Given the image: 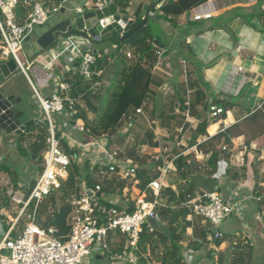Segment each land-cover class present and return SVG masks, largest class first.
<instances>
[{"label": "crops", "instance_id": "obj_1", "mask_svg": "<svg viewBox=\"0 0 264 264\" xmlns=\"http://www.w3.org/2000/svg\"><path fill=\"white\" fill-rule=\"evenodd\" d=\"M47 1L54 2V0ZM58 1L62 4V8L50 15L43 25L36 26L25 40L28 49L26 55L32 61L29 69L33 66L36 67L35 72L33 71L32 73L36 81H33L30 75L28 76V74L21 71L10 80L13 84L10 92L15 96H20L21 101L19 104L22 107L31 109L34 115L36 111H39V109L41 111L42 109L35 91L34 94H29L28 88L31 87L30 84L34 86L38 93L46 96L52 92L55 86V75L67 80L69 83L77 82L78 75H76L74 68L77 55L73 50L60 54H58V51L52 50L49 51L50 56L44 52L39 53L41 49L37 44L38 37L60 19L74 13V7L83 2V0ZM154 2L156 0H133L132 8H130L129 12L126 11V15L138 21L139 18H135L133 14L136 6L141 5L142 17L145 15L146 6L148 4L152 6ZM255 2L256 0H205L196 8L193 7L186 10L176 18L169 17L162 20L165 27L168 26L167 31L161 35L166 43H157L155 45L158 49L163 50L162 54L166 50L168 51V56L174 57L173 59L177 61L176 67L170 64V70H172L173 74L167 81H169V84L171 81H176L180 68L179 63H181L182 59L191 66L193 75L190 74L188 83H185L187 108L181 112L182 122L180 126L170 129L166 125L162 128V131H160L161 128H157L155 133H160V138H167L170 133H173L174 142L172 144L175 145L176 150L188 155L187 162L190 163L191 175H208L213 181V188L210 190H217L223 201L232 205L233 210L217 226L221 236L215 239L210 237L212 234L211 225L189 212L184 217L186 220L183 218L184 222H188L185 227V233L174 240L171 237L169 221L171 211L175 206L167 204L165 202L167 198H164L160 203L163 206L157 212L158 219L163 222L169 233L166 234L155 230V250H153L151 244L144 243L145 238L144 234H142L144 229H142L140 233L141 242L138 243V264H217L218 252L229 242H238L250 246L252 264L264 259V131L251 134L249 130L247 131L242 127L245 122L252 123L264 113V110L259 106L264 100V33L260 31L261 28H264V16H260L256 20V28L238 18L226 22L222 28H209L224 11L236 6L252 5ZM20 3L22 5V0H20ZM18 7L21 9L26 8L24 5ZM190 11L210 12L211 18L192 21L186 18L187 13ZM221 19H218V23L222 22ZM198 24L199 26L193 27ZM169 26L172 27L169 28ZM75 39L79 40V38H72V40ZM87 44L89 46L83 48L96 49L97 51L104 50V52L112 51L117 45L115 43H109V45L103 43V46H101L102 43L94 45L91 42ZM160 44L163 47H159ZM1 52L2 39L0 36V60L9 58L4 57ZM126 52L131 53V50L126 49L125 54L122 52L123 56H126ZM179 55H191L193 58L188 56L185 59L182 56L179 60ZM45 57L49 58L45 61ZM126 58L129 57L126 56ZM188 59L191 60L190 63L187 61ZM168 60L170 62V58ZM113 62L114 60L109 62L103 72H101V85L103 83L107 84L108 72L113 69ZM161 65L162 63L158 62V60L153 64L152 76L157 69L162 70ZM157 78L153 77V81L150 84V90L154 95L156 88L157 90L164 88V85L155 84V80L159 81ZM81 83L79 85L73 84L72 88H74V91L78 92L82 86L87 84L84 81ZM166 83L168 84V82ZM175 85L176 87L178 86L176 83ZM199 87L203 90V96H200L197 100L195 89ZM90 93H78V97L84 103L89 118L97 111ZM213 98L231 101L233 105L230 109H224V115L220 114L217 117H210L209 104H217L213 101ZM29 101L32 105L27 103ZM248 109L256 110V117L251 118L253 112L250 111L248 113ZM176 110L177 108H175ZM164 112L162 113L163 117H168L167 112ZM185 113H188V116H185ZM65 114L53 116L54 121L61 128L63 119L66 117ZM35 117L37 116L35 115ZM202 124H204L203 132L197 133L199 126ZM230 125H233L230 130V142L219 146L220 137L215 134ZM35 126L31 130L25 131L23 137L15 133L8 134L0 131V151L3 146L7 147L9 145L8 147H16L18 150L22 149L23 153L26 150L34 152L35 149L32 148L31 141L27 139L33 131L37 132ZM61 131L63 132L61 138H64L70 146H73V143L69 140L70 135L80 141V138L74 135L77 129L70 127L66 130L61 129ZM192 135L195 136L193 142H191ZM156 139L158 140L159 137H156ZM151 147L153 148V146ZM164 147L167 150L161 152L163 161L158 166L160 169L157 170L159 181L162 184L161 187L168 186L169 182H172L171 188L174 190L176 198L180 200V204L185 202L187 194H192L193 191L209 190L201 186H193L190 191L186 192L188 178L181 179L176 177L174 166L171 163V148H169V145L166 144L162 148L160 145L156 146L155 150H162ZM19 156L21 158L19 161L16 158L9 159L10 163L5 166L6 168L3 171L10 170L13 166L21 163L24 155L21 153ZM33 157H36L35 152ZM0 159H4L3 153L2 155L0 154ZM163 168L165 169L164 172L161 171ZM0 173H2L1 169ZM104 175L105 173H100L99 177L96 178V182L101 183ZM111 175L113 174H108L109 177ZM14 179L16 185L23 183L21 182L22 178L16 180L17 178L15 177ZM30 182L32 180L28 183ZM138 182L139 178L137 177L136 182L133 179L124 180L121 194L98 192V195L102 202H107L110 206H114L119 210L129 211L134 205V199L139 194H146V190H141L138 187ZM2 210L3 208L0 209V213H2ZM123 236L126 237V235ZM216 240H221V242L216 244ZM117 242L120 245L115 247L110 245L111 248H109V243L106 240L107 249L111 251L108 257L105 253L95 250L94 258L100 260L106 258L107 260L104 264H134L124 259L121 261L111 260L110 256L113 253L124 250L127 245V238L123 243H121V238H118ZM173 242L177 247L174 254L171 255L170 249ZM195 242L198 243L197 246H191L190 243Z\"/></svg>", "mask_w": 264, "mask_h": 264}, {"label": "built area", "instance_id": "obj_2", "mask_svg": "<svg viewBox=\"0 0 264 264\" xmlns=\"http://www.w3.org/2000/svg\"><path fill=\"white\" fill-rule=\"evenodd\" d=\"M111 0H83L80 5L74 7V14L81 15L87 10L101 8ZM19 0H0V36H2V52L4 57H13L17 67L27 74L26 69L32 64L28 58L21 60L18 53L23 48V42L35 26L43 25L50 14L59 11L62 4L48 5L47 0H22V5L27 8L24 21L19 24L16 22L15 8ZM132 2L128 0L125 11H130ZM130 18V17H128ZM211 18L210 12L190 11L187 13V19L192 21H201ZM68 44L58 51V54L68 50H73L77 55L75 72L85 80H93L89 90L96 91L101 81L94 79L99 75V71L93 69L95 60L100 56V51L83 48L72 38L67 39ZM162 49H156L157 58L162 55ZM127 57H131L130 52H126ZM184 62V59H182ZM55 86L49 95L43 96L38 93L34 86L39 105L47 118L46 136L47 150L42 154L41 164L42 172L38 177L33 178L32 182L26 184L28 188V197L26 198L19 189H22L23 183H20L19 189L10 193V198L15 204L21 205L17 214L4 212L3 216L9 228L0 237V264H93L89 261L92 250L90 246L107 248L106 237L110 230L118 231L127 238V245L121 252L113 253L111 260H127L138 264L139 239L143 225L147 224V218L158 219L156 206L159 205L157 196L162 186L159 178H151L147 187L154 195L153 199H148L146 194H139L134 199V205L129 211H122L114 206H105L101 204L94 194L101 188V183L96 182L92 196L86 194L84 180L74 177L78 181L76 191L71 198L66 201L71 209L68 215L69 230L65 235H59L58 229L53 226L43 227L35 222V213L38 203L48 196L52 190L61 187V180L69 177L71 163L73 160L61 145L63 132L61 127H57L52 114L67 113L62 127L67 126L71 119L72 128L82 130L83 122L81 119L74 118L78 109L75 107L76 100L72 96V86L67 80L54 76ZM82 103L80 106H83ZM85 107V105H84ZM224 111L222 106L214 103L209 104L210 117H217ZM135 113H143L142 107L135 108ZM188 116V113H185ZM127 117V113L122 115ZM58 129H57V128ZM115 136H112L114 139ZM69 140L78 149L77 155L84 154L86 159L93 160L94 165L101 169L107 168L109 174L115 175L122 180L133 179L136 182L137 164L124 156L118 149L108 152L105 148L110 140L108 133H103L99 137H94L88 142H81L70 135ZM156 160H162L161 152L166 151L152 148ZM95 155L91 158L89 155ZM80 163L81 160L79 161ZM165 168V167H164ZM161 171L164 172L165 169ZM34 202L31 212L27 213L23 220L20 231L16 230L17 224L23 218V214L28 205ZM184 205L189 209L190 214L202 218L212 227L211 238L215 239L221 236L217 226L233 210L232 205L223 201L217 190H196L192 194H187ZM23 218V219H24ZM186 220V218H184ZM154 229L148 226V231Z\"/></svg>", "mask_w": 264, "mask_h": 264}, {"label": "trees", "instance_id": "obj_3", "mask_svg": "<svg viewBox=\"0 0 264 264\" xmlns=\"http://www.w3.org/2000/svg\"><path fill=\"white\" fill-rule=\"evenodd\" d=\"M58 1V0H57ZM126 0H121L117 2L118 5L121 4L122 8L119 11L122 14H125ZM205 0H156L152 6L149 4L146 6V12L144 16H147V21L145 24L141 25L137 28L143 21V17H141V5H137L133 14L134 17H138V21H135L130 25V28L127 32H134L132 35L123 41H116V46L112 51L104 52V50L100 51V56L96 58L93 69L95 71H99V75L95 76L94 79H101L106 65L113 61V69L112 75L109 76V83L105 87L101 85L96 91L91 92L89 90V84H85L82 86L78 92L74 91L72 88V96L75 98L76 103L75 107L78 109L74 118L81 119L83 122L82 131L88 136V141L94 137H99L103 133H108L111 129L115 128L116 125L120 122L122 115L127 113L129 109L142 107L146 98L150 96L152 100L154 98L153 92L150 90V84L153 81L152 76V67L153 64L157 61L156 49L158 48L156 45L154 46V38L158 41V43H162L158 36H155L152 32L151 25L149 24V20H165L166 18L173 17L176 18L181 15L184 11L189 10L195 7L198 4L203 3ZM264 0H256V2L252 5L248 6H236L228 11H224L220 16H218L214 23L209 27L211 29L222 28L226 22L231 21L233 19H240L245 23H248L250 26L256 28L255 20L259 19L260 16H264ZM222 18V22L218 23V19ZM134 19V18H133ZM261 32L264 33V28L260 29ZM126 32V33H127ZM129 42L133 45L134 49L131 51V57L126 58V56L120 55V49L122 48L123 43ZM190 50V49H189ZM162 54L163 57L168 55V51ZM184 58V55H182ZM186 57V56H185ZM170 61H172V65L176 67L177 61L173 59L174 57L169 56ZM82 80H77L76 83H71V86L79 85ZM74 84V85H73ZM155 84L159 85V81L155 80ZM176 90H178L176 92ZM180 88H177L173 91L172 95H170L169 106L171 110L175 111V108L179 110V112H183L187 108V99L184 96L180 95ZM90 93L91 99L94 101L97 111L96 113L89 118L87 114L86 108L80 106L83 102L78 97V93ZM197 100L200 96H203V90L201 88L195 89ZM149 93H151L149 95ZM176 98V101H175ZM213 101L222 106L223 109L231 108L233 103L231 101H222L216 98H213ZM264 110V100L261 105H259ZM162 111V110H161ZM252 111L248 109V113ZM251 118L256 117V110L252 111ZM156 113V112H155ZM168 117H164L167 121L161 124L163 126L167 125L168 121L174 118V115L167 114ZM224 115V112L221 113ZM233 125L224 128L223 130L218 131L215 135L220 137L219 146H223L230 142V130ZM33 126L27 127V131L31 130ZM204 124L199 126L198 132H203ZM24 134L21 136L23 137ZM173 133H170L167 138H159L158 140L153 141L154 135L151 131H147V137L149 138L148 144L150 146L156 147L159 145H166L167 143H173L174 137ZM90 138V139H89ZM191 139L193 142L195 136L192 135ZM86 141V142H88ZM83 143L85 141H82ZM19 144H21L19 142ZM141 145V142L139 143ZM192 144V143H191ZM61 145L63 149L69 153H76L78 149L76 147L69 148V144L64 138H61ZM139 145V146H140ZM138 146V147H139ZM139 150V149H138ZM135 152V153H134ZM131 152V156L134 159H138L139 153L136 151ZM188 155H184L182 151L176 150L175 148L171 149V163L174 166V172L177 178H188V188L186 190L190 191L193 186H201L203 188H208L209 190L213 188V181L210 177L202 176V175H191L190 163L187 162ZM76 162L71 163L70 174L71 178L74 180V177H78L79 179L84 180V188L85 190H93L94 185L96 183V178L99 177L101 173V169L97 165H94L90 158L85 159L84 163L81 165ZM160 164V163H158ZM105 171L104 177L101 179V188L98 192H110L113 194H121L122 188L124 186V180L117 178L114 175L108 176L107 168H104ZM159 173H155L152 176H145L143 170L139 167L137 168L136 177L139 178L138 187L141 190H146V195L148 199H153L154 195L152 191L147 187V183L151 178H157ZM172 182H169L168 186H164L160 188L159 194L156 197L159 203L162 202L164 198L166 199L167 204H173L175 207L171 211V218L169 221V226L171 227V237L175 240L178 236H182L185 233V227L188 225V222H184L183 218L189 213V209L184 205V202L180 204V200L176 198V194L174 190L171 188ZM97 200L101 203H104L107 207L110 206L109 203L102 202L99 195L95 196ZM48 200L52 204H54L55 199L52 192L47 196ZM187 199V198H186ZM8 204L7 199H0V209ZM163 205H157L156 210L162 208ZM71 206L65 200L61 202L59 205H55L51 210L47 213L46 217L43 219H38L36 217V223L40 224L43 227L53 226L58 229L59 235H65L69 230L68 225V215L70 212ZM38 219V220H37ZM144 227V225H143ZM144 229V228H143ZM141 242V238L139 243ZM216 244H219L221 240H216ZM191 246L196 247L197 242L190 243ZM176 244L173 242V245L170 249L171 255L174 254L176 249ZM217 264H251V247L246 244H240L238 242L232 243L229 242L222 250H220L217 254Z\"/></svg>", "mask_w": 264, "mask_h": 264}, {"label": "rangeland", "instance_id": "obj_4", "mask_svg": "<svg viewBox=\"0 0 264 264\" xmlns=\"http://www.w3.org/2000/svg\"><path fill=\"white\" fill-rule=\"evenodd\" d=\"M126 2V6L128 3V0L125 1ZM132 4L130 6V8H132L133 5V0H131ZM60 4V2L54 0V2L52 1H48V5H58ZM200 4L196 5L194 8H196L197 6H199ZM17 6H22L19 0V4ZM15 8V12H16V22L21 24L24 21V17L26 16V12H27V8H20L18 7ZM122 8V5L119 4L118 5V9ZM61 12V11H60ZM59 12V13H60ZM126 13V12H125ZM54 13L50 14L53 15ZM127 14V13H126ZM50 17V16H49ZM187 18V16H186ZM256 22V20L254 21V23ZM149 24L151 25V29L152 32L154 33L155 36H158L160 41L162 42V44H165L166 41L162 38V34L165 33L167 31V27H165V25L163 24L162 20H149ZM199 26L198 25H194L193 27ZM36 27V26H35ZM34 27V28H35ZM172 26H169V28H171ZM73 38H77V37H73ZM1 39L2 36H1ZM155 40V38H154ZM76 43H78L79 46L82 47H87L89 46V41H84V39H75ZM242 42V41H241ZM110 42H105L106 45H109ZM68 44V41L65 39H62L58 45H56V47L54 48V51H59L61 48H63L64 46H66ZM242 44V43H240ZM155 46V44H154ZM166 47V45H165ZM126 49H130L131 51H133L134 47L131 43L129 42H125L122 45V48L120 49V55L123 56V54H125ZM27 46L25 41L23 42V48L22 50L19 51L18 55L20 57L21 60L25 61L24 59H27ZM123 52V54H122ZM47 54H49L48 56H50L51 54L48 52ZM168 56V55H167ZM163 57L160 56L157 58L158 62L162 63L161 65V69H157L156 71H154V75L153 77L157 78L159 80V84L160 85H164V88L162 89H158L156 88V92L154 98L151 100L150 96H148L145 100V102L142 105L143 108V113L141 114H137L135 113V111L133 109H129L128 113H127V117H123L121 118V121L116 125L115 128L111 129L110 131H108V134L110 136V140L107 144H105V148L107 149L108 152H112V150L114 149H118L119 151L123 152L124 156L127 158H131L136 164L137 166L143 170L144 175L145 176H151L155 173H157V170L160 169L159 164L158 163H162V160H156L154 155L155 153L152 150V147L148 144L149 142V138L147 137V131H151L154 135L153 141H155L156 137L161 136L160 133L156 134V130L157 128H161L160 131H162V128L164 127L163 124H161V122L163 121L166 122L167 120L163 117L162 113H165L164 111H166V114H172L175 117L168 121V127L170 129H174L175 127H179L182 119H181V112H179V110L177 111H173V109L171 110V107L168 106V100H170V95H172L173 91L177 88H180V95L178 94V96H184V94L186 95V85L185 83H188L189 79H190V74L193 73V71L191 70V66L186 63V62H182L179 63L180 64V68L179 71L177 73V78L176 81H174L176 84H178V86L176 87L175 83L173 81H171V83L169 84V78L172 77V70H170V64H172V61L169 62V56L168 57ZM186 56V57H185ZM188 56L190 58H193L191 55H184V58L187 59ZM29 57V56H28ZM181 55H179V60L181 59ZM49 57H45V61L48 59ZM44 61V62H45ZM189 63L191 62V60H187ZM159 64V63H158ZM172 68V67H171ZM36 67L33 66L31 69L27 68L26 72L28 74V76H31V79L33 81L35 80V76L32 74L33 71L35 72ZM158 71V72H157ZM22 72V71H21ZM192 72V73H191ZM109 76L112 75V69L109 70L108 72ZM159 74V75H158ZM78 75V74H76ZM193 75V74H192ZM108 76V77H109ZM107 77V84L103 83L102 85H104L105 87L108 85L109 83V79ZM82 80L87 84H90L93 82V80H85L83 79L81 76L78 75L77 80ZM31 80V81H32ZM168 82V84L166 83ZM172 84V85H171ZM31 87L28 88L29 94L32 95V93L34 94V90L32 88V85L30 84ZM178 90H176L177 92ZM176 101V98H175ZM163 109V110H162ZM163 112H162V111ZM156 112V113H155ZM35 115L40 118L41 122L44 125H39L37 124V126H35V129L37 130V132H32V134L29 136V138L27 140L31 141L32 143V148L35 149V153H36V157H33L34 152H30L28 150H26L25 153H23L24 151H22V149L16 148V147H2L1 148V155L3 153L4 159H0V169L1 172L0 173V199H7L8 200V204L5 205L3 207L2 213H0V237L2 236V234H4V232L9 228V225L6 224V221L4 219V216H2V214H4V212H9L11 214H17L18 209L21 208V205L19 204H15L11 198H10V193H12L15 190L19 189V184L16 185L14 183L15 181V177L17 178L16 180H20V178H22L23 180H21V182H23V187H21L22 189H19L23 194H25L26 198L28 197V188L27 185L28 182L30 180H32L33 178H36L39 176V174L42 172V164H41V158H42V154L47 150L48 146L46 144V139L45 137L48 135V130H47V118L44 115V113L42 112V110L40 111H36ZM67 115V113L65 114ZM52 116L56 117V114H52ZM258 119L252 123H248L245 122L242 127L245 130H249V133L251 134H255L258 132H263L264 131V113H262L259 117H257ZM66 119V117H64L63 121ZM71 119H69V123L67 124V126L65 127L66 129L70 128L72 126L71 124ZM161 121V122H160ZM57 127H59L57 125ZM56 127V128H57ZM65 128H61L66 130ZM58 129V128H57ZM239 130V128H238ZM74 135H76L77 138H80V141H88V136H86V134L84 132H79L77 130V132L74 133ZM112 136H115L114 139H112ZM90 139V138H89ZM93 139V138H92ZM91 140V139H90ZM157 140V139H156ZM141 142V145L139 144ZM69 144V143H68ZM169 145V148L173 149V147L175 148V145H173L172 143H167ZM140 145V146H139ZM75 146V145H73ZM139 146V147H138ZM72 146L69 145V148H71ZM160 147L162 148L163 146L160 145ZM139 149V150H138ZM136 151L137 153H139V156L137 157L138 159H134L131 156V152ZM67 152V151H66ZM153 152V153H152ZM23 154L24 157H22V162L18 163L17 165L13 166L12 169L10 170H6L3 171V169H5L6 165L9 162V159H14L16 158L17 161L21 160L19 154ZM69 156L71 157V159L76 162L77 164H80V160L82 162V164L84 163L86 157L84 154L82 155H77L78 153H69ZM135 153V152H134ZM16 156V157H14ZM91 158H94L95 155H91V153H89V155ZM91 161L93 162V160L91 159ZM20 164V165H19ZM81 164V165H82ZM13 180V181H12ZM78 184V181H75L71 178V176H69L66 180L62 181L61 180V187L59 189H54L52 190V194L54 195V199L55 202L54 204H52L50 202V200H48L47 196H45L40 203H38L37 208H36V213H35V219L36 217L39 219H43L44 217H46L47 213L51 210V208H53L55 205H59L61 202H64L65 200L69 199L72 197V195L74 194V192L76 191V186ZM209 188V187H208ZM34 202H31L28 207L26 208L24 214H23V218L26 216L27 213L31 212L32 208H33ZM21 218V221H19V223L17 224L16 230L20 231L23 225V220H27V218ZM37 219V220H38ZM37 222V221H35ZM148 226L147 224L144 225V232L142 234H144V243H149L151 244V246L153 247V250H155V230H153L152 232L148 231ZM210 229L212 231L213 227L210 226ZM124 234L115 231V230H110L107 234L106 240L109 243V248H111L112 246L115 247L117 245H120L117 242L118 238H121V243L126 241V237L123 236ZM109 239V240H108ZM111 245V247H110ZM92 253H91V257L89 258V261L92 262L93 264H104V262L107 260L106 258H104V260H100V259H95L94 255L96 253L95 250L102 252L103 254L105 253L108 257V254L111 252L109 251L107 248L103 249L100 247H95V246H90ZM122 249V248H121Z\"/></svg>", "mask_w": 264, "mask_h": 264}, {"label": "water", "instance_id": "obj_5", "mask_svg": "<svg viewBox=\"0 0 264 264\" xmlns=\"http://www.w3.org/2000/svg\"><path fill=\"white\" fill-rule=\"evenodd\" d=\"M118 1L121 0H111L101 8L87 10L81 15L71 13L60 19L38 37L37 44L41 49L39 53L44 52L47 54L49 51L54 50L62 39L67 40L73 37L87 40L94 45L102 43L101 46L105 42L116 44L117 40L128 39L134 30L146 23L147 16L143 17L142 23L136 29L127 32L135 20L128 18L127 15L119 11L117 8ZM153 42L154 44L158 43L157 40ZM159 47H163V45L160 44ZM20 71L13 57L0 60V131L22 136L27 131V127L44 124L38 117H35L31 109L22 107L19 104L21 101L20 96H15L10 92L13 86L10 80ZM27 103L32 105L30 101ZM86 194L92 196L93 192L86 190ZM94 194L98 195L99 193L95 192ZM146 220L154 230L169 233L160 219L148 217ZM253 264H264V259Z\"/></svg>", "mask_w": 264, "mask_h": 264}]
</instances>
